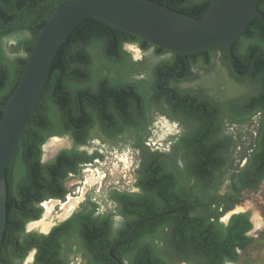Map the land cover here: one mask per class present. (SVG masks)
Wrapping results in <instances>:
<instances>
[{"label":"trees","instance_id":"trees-1","mask_svg":"<svg viewBox=\"0 0 264 264\" xmlns=\"http://www.w3.org/2000/svg\"><path fill=\"white\" fill-rule=\"evenodd\" d=\"M69 0H0V38L18 31L30 34L24 43L27 56L31 51L35 38L49 15L60 5ZM169 8L199 17L207 8L210 0H154ZM260 0L257 3L261 17L250 20L246 31L232 45L234 64L239 72H245L255 59V70L245 76L260 84V90L246 99L232 105L231 112L236 116H244L260 112L261 121L257 135V148L236 179L239 187H249L259 184L264 179V6ZM244 38V40H242ZM124 42H135L142 49L151 45L134 35L124 32L114 26L105 24L94 18H85L78 22L62 43L52 61L48 77L35 111L24 129L15 147L13 155L5 171L7 185L6 215L9 221H16L29 210L32 202L47 196L63 197L65 189L62 181L70 171H76L78 164L91 159L84 152L77 150H61L56 156L41 163V144L60 125L62 131L71 130L75 142L83 143L86 138L81 136L76 127L85 128L88 103L84 98L74 104L73 91L79 88L80 93H90L87 85L102 79L101 87H116L124 95L125 127L134 118L133 111L139 109L140 121L143 120L146 105L151 100L160 102L162 93L155 88L163 75L165 63H169L178 74H184L185 61L172 53V61L162 62L155 67L157 78L148 83L145 80L120 79L117 83L111 76H99V71L111 69V64H124L129 60V54L122 49ZM156 54L168 51L153 47ZM198 51L187 55L190 62L201 59L208 64L211 51ZM223 58L226 57L222 51ZM27 57H7L0 47V102H5L13 92ZM230 68V67H229ZM231 71V69H230ZM234 75V73L231 71ZM239 78V77H238ZM242 79V78H240ZM110 81V83H108ZM105 89L92 92L98 100H92L100 116L99 122L105 124L107 95ZM112 89V88H110ZM112 89V90H113ZM151 90V97L146 91ZM118 91V90H116ZM156 92V93H155ZM118 94V92H116ZM120 94V95H121ZM123 95H121L123 97ZM188 97L184 101L172 102L165 99V104L174 112L190 116L197 123L196 129L182 139L177 149L183 153V161L187 166L189 178L195 177L201 186H209L216 173L226 164L224 142L214 137L220 131V109L210 101L197 95L178 94ZM110 96V95H108ZM118 98V97H117ZM152 98V99H151ZM156 98V99H155ZM121 103V100H120ZM77 109L76 119L81 122L72 125L73 108ZM0 111V117H1ZM132 119V120H131ZM141 125L139 127H143ZM109 130V127L102 125ZM138 127V126H137ZM52 128V129H51ZM74 128V129H72ZM170 154L141 149V162L138 170V185L144 191L155 194L161 204H156L151 197H134L130 194H115L114 199L120 203L121 213L125 216H135L144 219L140 222L128 242L119 248H114L112 254L118 259L127 260V264H169L156 255L157 245L139 240L146 233H155L164 225H170V241L178 259L187 260L190 253L202 256L204 264H226L237 262L240 254L251 242L248 234L252 228L250 213L241 211L234 213L223 224L217 218L205 221L200 215H192L198 207L205 206L204 199L199 195L191 197L189 193L180 191L176 184V173L171 163ZM14 204V205H13ZM39 213L35 215L38 216ZM129 225V229L132 226ZM116 239L122 241L127 234ZM115 241V240H114ZM101 239V252L95 254L100 259L96 264H104L102 257L108 258V264H115L107 257V245ZM96 261V260H95Z\"/></svg>","mask_w":264,"mask_h":264},{"label":"rangeland","instance_id":"rangeland-1","mask_svg":"<svg viewBox=\"0 0 264 264\" xmlns=\"http://www.w3.org/2000/svg\"><path fill=\"white\" fill-rule=\"evenodd\" d=\"M29 37L30 34L26 31L13 32L1 37L0 47L4 54L11 59L18 56L27 57L24 43ZM124 49L136 64L133 67L132 75L147 81L151 80L155 65L171 58L170 53L156 54L153 47L142 49L137 43H126ZM170 85L181 92L198 95L220 109L221 128L214 139L224 142L226 164L216 173L213 182L205 187L199 185L197 178H189L187 166L182 158L183 153L174 148V142L186 138L196 129L197 121L181 113L170 112L163 103H150L147 111V130L142 131L141 138H138L139 136L135 135L132 130H127L115 139L100 135L96 128L90 131V134L97 132L99 135L91 136V141L79 149L89 152L96 149L102 153V157L97 163L93 162L92 166L80 170L79 176L67 179L66 186L71 196L80 199L91 180L96 181L99 176L103 175H105L103 181L108 185L109 183L122 186L130 185L132 179L130 176H124L121 161L124 163L125 158H128L134 151V146L145 140V145L149 144V147L158 146L160 149L171 152L173 158L171 166L176 173L178 189L189 193L191 197L199 195L204 199L205 206L196 208L192 215H200L205 221L217 218L225 223L231 212L248 211L250 213L253 227L248 234L252 238L251 242L244 250L239 251L240 257L237 262H227V264H264V179L259 184L249 187H239L235 182L249 157L257 148L261 114L256 112L236 116L231 112L233 104L257 93L260 90V84L248 78L240 79L233 75L228 63L223 58L222 51L213 49L208 64H204L201 59H198L191 66L189 77L172 80ZM145 132L146 139L143 137ZM52 138H55V141L52 142L50 150L43 151V161L51 159L60 149L73 147L71 137L67 134ZM134 166L133 163V168ZM132 170L131 173L134 175ZM85 180L87 183H83ZM129 188L133 189L134 187L129 186ZM73 191L75 193H72ZM136 193L139 196L152 197L156 204H161L153 193L143 191ZM49 203L51 208L53 205L52 210L50 209L51 212L49 211L44 217V211L40 219L42 222L44 221V224H47V227L50 225V222L46 221L47 217V220L57 222L64 215L63 209L60 208L63 203L54 199ZM28 227L35 226L30 223ZM119 227H122V220L115 217L112 221V235L116 234ZM156 241L159 255L170 264H204L202 256L193 253L188 254L186 262H181L175 257L173 246L169 242V226H165L159 231ZM71 256L73 257V254ZM78 260L79 258L72 264H77Z\"/></svg>","mask_w":264,"mask_h":264},{"label":"flooded vegetation","instance_id":"flooded-vegetation-1","mask_svg":"<svg viewBox=\"0 0 264 264\" xmlns=\"http://www.w3.org/2000/svg\"><path fill=\"white\" fill-rule=\"evenodd\" d=\"M261 6H264V2L261 3ZM257 9L259 8L257 7ZM126 43H135V42H124L122 44V49L124 51H126L124 49V45ZM215 49H220V48H215ZM220 50L223 51L222 49ZM166 53H170L171 58L164 60L163 62L172 61L173 60L172 53L171 52H166ZM157 65H155L152 70L151 80L147 81L145 79L135 77L134 75H132V72L134 71L133 67L136 66V64L135 61L132 60L129 55V60H127L124 64H120L118 62L113 63L111 64V69L99 71V75L97 77H99L100 75L101 76L108 75L111 76V80L115 81L116 83L120 81V79H133L137 81L145 80L146 82L150 83L157 78V76L155 75V67ZM192 65L193 62H190L187 59V62L185 61L184 74H178L169 63H165L163 67V75L160 78L155 88L156 92H160L163 95L160 102H156V100L155 101L150 100L146 105L145 116L141 121H140L141 114L139 109H136V111L134 110L133 115L135 116L134 118H132L133 120L131 119L132 120L131 122L133 123H130L128 127H125L124 95L121 94L120 91L121 87H118L119 89L114 90L113 88L116 87L108 86V88L106 87L105 89V87L104 88L101 87V83H103L102 79L99 80L97 79L93 81V84L96 83L95 89L93 85H87L86 88L87 90L91 91L90 93L88 92L86 94L80 93L79 88H76L72 92L73 93L72 100L75 105L76 102L79 101L78 98H84L88 103L87 112L83 116V118L86 119L85 128L81 129L80 127H76L75 122L77 121L76 123H79V121L81 122V119L79 121L76 119V115L78 112L75 107L73 108V113H74L73 115H75V117H73L72 119L73 127L77 128L76 131H78L81 136L85 135L86 140L83 143L75 142V139L73 137L75 135H72L71 130L62 131V127L58 125L55 128H53L54 131L51 132V134L41 144L40 161L41 163H45L49 160H52L56 156V154L61 150H77L80 152H84L87 156H91V159L79 163L76 171L68 172L66 177L63 178L62 184L65 189V194L63 195V197L59 198L54 196H47L42 200L32 202L30 209L26 210L22 216L17 217L16 221H12V222L9 221L10 219H8V216L6 215L5 227L3 230L2 242L0 248V264H72V262L75 261L77 258H79L77 264H96L100 261V259L97 256L95 259L94 256L95 254L101 252L102 249L100 246L101 239H103V245L108 244L109 241H112L111 245H107V250H106L107 257L111 258L115 264H127V260L125 259L120 260L116 256H114L111 252L114 248H119L124 246L130 239L131 235L136 230L138 224L144 221V219H138L135 216H125L124 214H122L120 203L114 199V195L118 193V194H130L137 198L149 197V196H139L136 193L138 191L149 192V191H144L138 185V170L140 168V162H141V149L148 148L150 151H158L161 153L170 154L172 157L171 152L160 149L158 146L149 147V144L145 145V140L138 142L134 146V151L132 152V154L129 155L128 158H125V162L123 163V161H121V165L123 166L122 170L124 172V176L127 177L130 176V178L132 179L130 185L125 184L126 186L125 185L122 186V185L110 184V183L108 185L106 184V182L103 181L105 175H103L102 177L99 176V178H97L96 181L91 180L90 184H88V188L85 191H83L80 199L71 196V193L69 192V189L66 186V181L69 177L79 176L80 170H84L85 168L92 166L93 162L97 163L99 159H101L102 153L96 149L90 152L87 150L79 149V147H82L86 143L91 141L90 140L91 136H96L100 134L106 138L115 139L123 135L127 130H132L134 131L135 135L139 136L138 138H141L140 136L142 134V131L147 130V126H148L147 111L150 103H155V104L163 103V105L168 108V106L164 102L165 99L167 98H170V100H172V102L174 103L177 101H184L185 99H188V97L186 96L181 97L178 94L180 93L186 95L190 93H184L179 91L176 87L171 86L170 82L172 80H181L183 78L189 77L191 73ZM234 75L239 78H245V76L244 77L238 76L235 73ZM108 83H110V81H108ZM120 83L122 84V81H120ZM110 88H112L113 90ZM99 89H105L106 92H108V95H110V96L107 95L108 101L106 102V105L108 104V106H106L107 109L104 117L105 124L99 122L100 114L97 108L95 107V105H93L91 102L92 100L100 99L99 97H95L92 94L93 90L99 92ZM116 92H118V94ZM146 93L149 95V97H151V94L154 95V93H152L151 90L146 91ZM120 94L123 95V97ZM190 95H195V94H190ZM168 110L172 112L169 108ZM174 113H180V112H174ZM102 125L108 126L109 130H106L105 127L102 128ZM141 125L144 126L139 127ZM94 128H96L99 131V134L97 132L90 134V131ZM62 134H67L71 137V140L73 142V147L69 149L68 148L60 149L55 153V155L51 159L47 161H43L42 160L43 151H44L43 145L48 141V139ZM143 137L144 139L147 138L146 132L143 133ZM180 141L174 142V148H177V145ZM133 163L135 165L134 168H133ZM131 169H133L132 171H134V175H132ZM83 183H87V181L85 180ZM129 186L134 188L130 189ZM72 193L75 192L73 191ZM69 198L71 199L73 198V207L70 210H67V206L65 208V206L61 205L60 208L63 209L64 215L61 217V219H58L57 222L47 220L48 219L47 217L46 221L51 223L49 227H47V224H46V228L43 230H41L38 227H28L30 223L41 219L45 211V208L43 206L44 202H51V200L54 199V200H58L61 204L62 203L65 204ZM37 213L39 214L37 217H35ZM230 216L227 218V221L225 223L223 222L222 223L227 224ZM115 217H119L120 220H122V227H119L116 231V234L112 235V231H113L112 221L114 220ZM128 218H130V220L127 221ZM250 221H251V215H250ZM131 222L133 224L129 229V225ZM165 226H169V242L171 243L170 225L162 226L155 233H150V234L146 233L143 236H140L139 240L144 243H153L154 245L155 244L157 245L156 239L158 233ZM252 227H253V223H252ZM126 230L128 233L125 235L124 239L122 241H116V239L124 236ZM148 237L151 238L148 240L147 239ZM126 239L127 241L123 245L114 246L117 243H122ZM155 251H156L155 252L156 255L163 258L161 255H159L157 249H155ZM71 254H73V257L71 256ZM102 259L104 264L109 263L107 260L108 258L102 257ZM178 260L181 262H186L188 259L187 260L178 259ZM167 262L170 264L169 261Z\"/></svg>","mask_w":264,"mask_h":264},{"label":"water","instance_id":"water-1","mask_svg":"<svg viewBox=\"0 0 264 264\" xmlns=\"http://www.w3.org/2000/svg\"><path fill=\"white\" fill-rule=\"evenodd\" d=\"M257 1L210 0L199 17L154 0H69L58 6L38 32L13 92L5 102H0V248L6 219V168L40 100L54 56L78 22L97 19L152 47L176 53L186 62L187 55L220 48L231 70L244 77L255 70L256 58L247 71L239 72L232 45L252 18L261 17ZM127 239L114 246L123 245Z\"/></svg>","mask_w":264,"mask_h":264},{"label":"bare ground","instance_id":"bare-ground-1","mask_svg":"<svg viewBox=\"0 0 264 264\" xmlns=\"http://www.w3.org/2000/svg\"><path fill=\"white\" fill-rule=\"evenodd\" d=\"M55 138H51L49 139L44 145H43V149L44 151L50 150L52 148V145L55 140ZM55 148V147H54ZM53 200V199H52ZM43 203V202H42ZM49 202H44L43 206L45 208V213H44V217L49 213L50 209H51V205L48 204ZM77 205V204H76ZM63 206H67V210H70L73 207V200L71 198L68 199V201L63 204ZM256 216V215H255ZM44 222V221H43ZM42 222V220L39 219V221H35L32 222L31 224H33L35 227H40L41 229H45L46 228V224H44ZM51 224V223H50Z\"/></svg>","mask_w":264,"mask_h":264}]
</instances>
